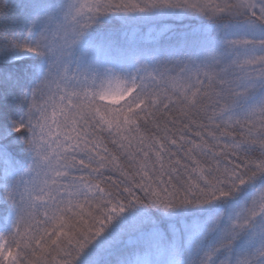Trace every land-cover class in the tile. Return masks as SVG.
<instances>
[{
  "label": "snow or ice",
  "instance_id": "1",
  "mask_svg": "<svg viewBox=\"0 0 264 264\" xmlns=\"http://www.w3.org/2000/svg\"><path fill=\"white\" fill-rule=\"evenodd\" d=\"M0 264H264V0H0Z\"/></svg>",
  "mask_w": 264,
  "mask_h": 264
}]
</instances>
